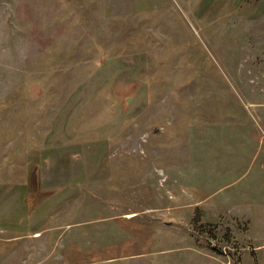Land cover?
I'll return each instance as SVG.
<instances>
[{
	"label": "rangeland",
	"instance_id": "obj_1",
	"mask_svg": "<svg viewBox=\"0 0 264 264\" xmlns=\"http://www.w3.org/2000/svg\"><path fill=\"white\" fill-rule=\"evenodd\" d=\"M33 206L73 264H264V0H0V264Z\"/></svg>",
	"mask_w": 264,
	"mask_h": 264
},
{
	"label": "crops",
	"instance_id": "obj_2",
	"mask_svg": "<svg viewBox=\"0 0 264 264\" xmlns=\"http://www.w3.org/2000/svg\"><path fill=\"white\" fill-rule=\"evenodd\" d=\"M19 200L21 202V199H19ZM229 204H231V207L237 208L235 206H237L238 201L235 203H229ZM19 205H20V203H19ZM35 207L36 206H33L31 211L33 213L36 211L39 212L36 220L30 221L27 219L24 222L19 220V223L17 224V227L19 228V232H17V233L15 232L13 235L8 236V242L10 244L13 245L17 241V243H18L17 252H18V250L19 251L24 250L25 252H27V255H28V257L27 258L25 257L26 259H24V261H23L22 259H20L17 256V254H14V252H16L14 250H16V249L10 248V249H12L11 254H12L13 258L15 259L14 264H73V260H71V259L69 260L67 258L68 257L67 255H64L61 257L58 256V253L62 249V247L58 251V242H57L58 239L56 240V237L58 235V232L61 231L63 227L61 228L57 222L51 223V222H49V220L46 221L47 217H50L51 213L50 212H41L40 211L41 209L35 208ZM130 215L131 214H126L125 217H130ZM243 216H245V215L243 214ZM42 217H44L45 219L39 220ZM7 224H8V222H7ZM10 227H13V226H10ZM20 229H22V230H20ZM2 230H3L2 232L6 231L4 226L2 227ZM27 238L37 239L38 242L35 241V244H30L27 241H21V242L19 241L21 239L23 240V239H27ZM63 243L64 242L62 241L61 244H63ZM70 244L73 245L74 243L71 242ZM77 245L80 247L79 244H76V245L72 246L71 249L77 248L78 252H80V250H84V249H80ZM30 246H32L31 249H29ZM62 246H65V245H62ZM82 252H84V251H82ZM86 252H88V251H86ZM37 254L40 256L39 258L36 257ZM69 257H72V256H69ZM112 259L113 258H108L105 261H109Z\"/></svg>",
	"mask_w": 264,
	"mask_h": 264
}]
</instances>
